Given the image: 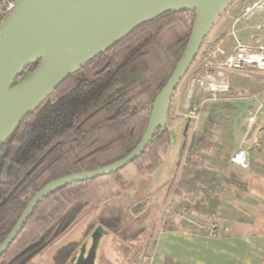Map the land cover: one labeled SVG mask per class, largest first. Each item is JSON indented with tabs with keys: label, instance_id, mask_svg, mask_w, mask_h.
<instances>
[{
	"label": "trees",
	"instance_id": "trees-1",
	"mask_svg": "<svg viewBox=\"0 0 264 264\" xmlns=\"http://www.w3.org/2000/svg\"><path fill=\"white\" fill-rule=\"evenodd\" d=\"M195 19L194 8H181L140 23L109 49L70 73L16 125L0 147V160H9L14 169L10 179L0 178V243L32 195L45 184L112 163L137 145L156 96L186 48ZM37 63L28 65L15 82ZM165 116H173L170 107ZM215 118V107L211 106L203 131L192 134L190 139L189 125L186 126L166 199L172 195L185 197L190 206L200 208L201 199L178 183L177 175L184 159L202 168L213 167L204 155L197 153L211 150L217 131ZM170 146V131L160 125L145 149L128 165H133L140 176H149L161 166ZM123 169L71 182L44 197L1 253L0 264H21L34 245L54 239L85 209L134 187V182L121 174ZM187 175L196 180L201 173L190 175L187 171ZM227 181L242 190L247 188L246 181L236 173Z\"/></svg>",
	"mask_w": 264,
	"mask_h": 264
},
{
	"label": "water",
	"instance_id": "water-1",
	"mask_svg": "<svg viewBox=\"0 0 264 264\" xmlns=\"http://www.w3.org/2000/svg\"><path fill=\"white\" fill-rule=\"evenodd\" d=\"M231 0H207L186 48L156 96L145 131L122 158L104 166L58 177L36 191L0 243V255L23 228L36 205L56 189L123 169L162 125L171 96L198 54L215 19ZM189 0H17L0 24V147L18 123L70 73L106 51L140 23L168 10L195 8ZM37 65L17 82L25 68Z\"/></svg>",
	"mask_w": 264,
	"mask_h": 264
},
{
	"label": "crops",
	"instance_id": "crops-1",
	"mask_svg": "<svg viewBox=\"0 0 264 264\" xmlns=\"http://www.w3.org/2000/svg\"><path fill=\"white\" fill-rule=\"evenodd\" d=\"M242 7V0H231L225 6L215 24L218 36L205 47L222 40L227 51L232 49L233 39L229 31ZM263 21L264 18L258 14L239 21L236 25L237 37L248 41L250 29L255 32L253 27ZM234 75L237 74L229 76V93L221 96L230 94L234 85L255 82L244 76L249 82H236L231 79ZM214 144L213 139L211 152H214ZM205 161L213 167H205L209 173L207 181L202 182L199 190L205 197H197L201 199L199 209L186 206L185 213H177L179 204L175 206L174 200L180 198L172 195L166 199L165 193L161 205H153L159 212L158 216L148 221L142 240L134 241L132 235L135 229L131 223L152 205L147 199L140 202L133 198L125 203L112 198L85 209L51 241L34 245L21 264H264V173L230 171L225 176V182L236 193L232 197L231 207L225 213L226 218H218L217 234L211 235L209 219L224 213L221 197L215 191L223 169L216 162L209 161L208 157H205ZM232 173L246 181L245 190L227 181ZM183 185L188 188L186 184ZM213 190L214 195H210ZM206 198L210 205L205 204ZM234 202L236 205H233ZM193 212L197 215H189ZM164 225L168 228L163 229Z\"/></svg>",
	"mask_w": 264,
	"mask_h": 264
},
{
	"label": "rangeland",
	"instance_id": "rangeland-1",
	"mask_svg": "<svg viewBox=\"0 0 264 264\" xmlns=\"http://www.w3.org/2000/svg\"><path fill=\"white\" fill-rule=\"evenodd\" d=\"M217 21L218 17L215 19L214 25L206 39H204L198 57L201 56L202 49L217 38L219 32L218 27L215 25ZM197 63H192V66L190 65L170 99L168 107H170L173 116L169 118L164 116L162 119V126L170 131L171 146L166 155L163 156L161 166L149 176H140L131 164L121 171L126 180L134 182V187L118 196L119 198L114 197V199L125 203L133 198L138 199L140 202H144L147 199L152 205L138 219L131 223V227L135 229V233L132 235L134 241L142 240L143 232H146L148 228V221L158 216L159 212L153 205H161L165 197L167 187L175 173L186 126L189 125L187 132L188 139H190L192 134H200L203 131L206 113L210 106L215 107L216 113L215 124L217 131L214 135V152L198 151L197 155L208 157L209 161L216 162L223 169L215 185V191L221 197L220 201L223 202L222 211L224 213L221 212L220 216L217 215L210 218L209 225L211 223L218 224V218L219 220L226 218L225 213L228 212V207H231L233 203L232 197L236 192L224 180L230 171L238 173H247L249 171L264 173V82L254 80L255 82H252L250 85H234L230 94L222 95L216 101L205 102L199 110L197 119H192L187 116L186 95L188 81L195 74L198 67ZM231 77L236 82H249V80L242 76L234 75ZM239 147L247 151L248 164L246 168H240L230 161L231 156ZM187 171H190V175H193L195 171H200L201 177L192 180L187 175ZM208 173L209 171L205 167L202 168V166L195 165L193 161L184 159L177 175V182L186 184L193 196L205 197L199 190L202 187V182L207 181ZM13 174L14 169L11 162L9 160H0V178L10 179ZM210 195H214V190L211 191ZM178 198L180 199L174 200L175 206L179 204L177 206V213H185V207H189L190 204L185 197ZM206 199L205 204L210 205V201ZM218 205L220 206V202ZM233 205H236V203ZM189 215L197 214L193 212Z\"/></svg>",
	"mask_w": 264,
	"mask_h": 264
},
{
	"label": "built area",
	"instance_id": "built-area-1",
	"mask_svg": "<svg viewBox=\"0 0 264 264\" xmlns=\"http://www.w3.org/2000/svg\"><path fill=\"white\" fill-rule=\"evenodd\" d=\"M16 2L17 0H0V24ZM242 2V11L233 21L229 31L233 39L232 49L227 51L222 40H218L202 49L201 56L198 57L197 54L193 61V64L198 62V67L187 84L186 106L189 118L197 119L199 110L205 102L216 101L221 94L229 93L231 74L264 82V21L253 27L255 32L250 29L248 41H242L236 35V25L239 21L248 20L255 14L264 18V0H242ZM230 161L240 168H246L247 151L241 147L237 148ZM209 232L211 235L217 234L216 223L209 225Z\"/></svg>",
	"mask_w": 264,
	"mask_h": 264
},
{
	"label": "bare ground",
	"instance_id": "bare-ground-1",
	"mask_svg": "<svg viewBox=\"0 0 264 264\" xmlns=\"http://www.w3.org/2000/svg\"><path fill=\"white\" fill-rule=\"evenodd\" d=\"M191 6H194L197 11L203 12L207 5V0H189L188 2ZM195 9V11H196Z\"/></svg>",
	"mask_w": 264,
	"mask_h": 264
}]
</instances>
